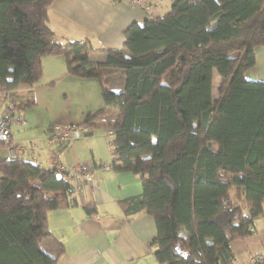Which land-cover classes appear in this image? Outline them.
<instances>
[{"label":"trees","instance_id":"trees-1","mask_svg":"<svg viewBox=\"0 0 264 264\" xmlns=\"http://www.w3.org/2000/svg\"><path fill=\"white\" fill-rule=\"evenodd\" d=\"M52 1L0 0V87L16 97L5 110L34 104L41 58L64 56L65 75L98 79L104 108L116 110L108 123L99 111L76 124L79 134L111 130L113 169L139 174L141 193L121 203L154 217L156 259L234 264L230 241L255 237L263 213L264 80L246 71L264 45V0H173L163 14L129 24L121 49L101 50L59 40L47 21ZM91 51L105 52V62H92ZM110 70L121 72L117 88L107 86ZM0 174V264H55L62 247L41 245L51 234L47 214L77 205L74 187L57 166L19 156H0Z\"/></svg>","mask_w":264,"mask_h":264},{"label":"crops","instance_id":"crops-1","mask_svg":"<svg viewBox=\"0 0 264 264\" xmlns=\"http://www.w3.org/2000/svg\"><path fill=\"white\" fill-rule=\"evenodd\" d=\"M157 3L154 14H163L169 10L173 0H149ZM153 14V15H154ZM149 14L138 7H130L125 2L114 0H53L48 8V24L61 41L88 40L95 50L121 49L124 42L123 31L132 22L141 23ZM89 59L95 63H104L106 53L91 51ZM41 82L37 86H48L58 80L69 84L77 82L81 86L83 78L65 75V58L61 55L43 56ZM114 76L115 87L120 86L121 72L110 70ZM251 79L264 80V45L256 48V62L246 71ZM213 87L221 81L216 71L213 73ZM51 83V84H50ZM217 84V85H218ZM216 85V86H217ZM99 89V83H95ZM69 88V87H68ZM68 90V89H67ZM34 100L42 94L32 89ZM85 114L107 111L99 123H108L116 115L115 109H106L98 99L94 105L87 104ZM27 120L25 113H19ZM86 116V115H85ZM31 119V118H29ZM83 121V120H82ZM68 120L65 123H79ZM58 124V123H55ZM55 124L46 125L45 137L42 132L25 130V126H14L9 137L10 142L23 146L20 154L13 155L7 146L5 153L0 149L1 157L19 156L44 167L74 163H85L92 168L93 186L91 189L75 191L78 204L62 209L51 210L47 214L50 235L41 241L43 249L55 252L62 247V253L55 264H164L159 262L148 243L155 236L156 225L152 215L146 212L126 213L122 200L141 193L142 185L139 174L113 169L114 157L110 152L109 140L106 149L99 146V135L91 136L90 154L85 155L78 146L77 138H69L63 143L50 144L47 134ZM102 125L99 124L100 127ZM16 129V130H15ZM24 133L20 141L15 134ZM100 134V133H99ZM75 137L78 134L74 135ZM101 164L110 168L102 170ZM117 165L118 163L115 162ZM1 175V174H0ZM93 204L95 211L88 214L85 206ZM255 237L234 239L230 241L234 264H248V259L255 251H264V203L263 213L254 220ZM258 237V239H255ZM61 244V246H60Z\"/></svg>","mask_w":264,"mask_h":264},{"label":"rangeland","instance_id":"rangeland-1","mask_svg":"<svg viewBox=\"0 0 264 264\" xmlns=\"http://www.w3.org/2000/svg\"><path fill=\"white\" fill-rule=\"evenodd\" d=\"M89 53L92 54L91 52ZM114 78L116 77L110 76L108 78V87L115 88ZM81 80H84L85 83L77 87H75L77 82L70 81V83H74V85H72L69 84L68 81L62 79L48 86H36L37 93L39 92V94L42 95L38 100L36 99L34 104L22 107L20 111L22 114L23 112L25 113L27 118L26 121L29 124L28 128H25V130L36 129V132L39 130L45 137V127L47 124L65 123L68 120H74L76 122L82 121L85 118L88 103H90V105H94L95 100L98 99V104L101 105V85L99 80L96 78H83ZM39 82H41V79H39L38 83ZM95 83H99V89L95 87ZM217 84L218 83L216 81L212 91L213 100H216L217 98ZM107 114V111H102L99 113L98 117L104 118ZM15 134L18 138H20V141L23 137H25L24 133L18 134L15 131ZM106 134L107 129L100 126L95 127L93 133L90 135L79 134L78 136H73L71 138H77L76 140H78L79 148L87 156L90 154L91 142L88 138L94 135H99L97 142L100 147L106 149V140L110 139V137H106ZM5 150L6 149L4 148L3 153L6 152Z\"/></svg>","mask_w":264,"mask_h":264},{"label":"built area","instance_id":"built-area-1","mask_svg":"<svg viewBox=\"0 0 264 264\" xmlns=\"http://www.w3.org/2000/svg\"><path fill=\"white\" fill-rule=\"evenodd\" d=\"M115 2H125L130 7H138L143 12L154 14L157 8V3H150L149 0H114ZM16 97L12 91L0 87V137L7 138L14 126H23L26 124L25 118L18 112H8L4 108V103L11 104L15 101ZM84 128L79 127L74 123H58L53 125L49 130L47 141L50 144H57L66 141L75 134L83 133ZM112 131L108 130L106 137H111ZM7 148L13 155L20 154L23 151V146L8 142ZM99 168L102 170L110 168L108 164H101ZM57 173L67 179L75 191H82L83 189H91L93 186V173L92 168L85 163H74L70 166H57ZM253 230V228H250ZM176 252H181L182 247L177 244L173 248ZM264 261V251H255L248 259V264H260Z\"/></svg>","mask_w":264,"mask_h":264},{"label":"water","instance_id":"water-1","mask_svg":"<svg viewBox=\"0 0 264 264\" xmlns=\"http://www.w3.org/2000/svg\"><path fill=\"white\" fill-rule=\"evenodd\" d=\"M0 139L2 140V139H4V137H0Z\"/></svg>","mask_w":264,"mask_h":264}]
</instances>
